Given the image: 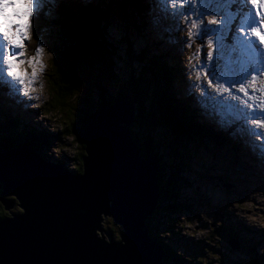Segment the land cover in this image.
Returning a JSON list of instances; mask_svg holds the SVG:
<instances>
[{"label":"trees","instance_id":"1","mask_svg":"<svg viewBox=\"0 0 264 264\" xmlns=\"http://www.w3.org/2000/svg\"><path fill=\"white\" fill-rule=\"evenodd\" d=\"M130 2L132 5L131 35L121 37L117 34L119 41L112 40L110 33L111 28L122 27L116 20L114 21L118 14L116 5L112 7L104 2V6L99 4L97 7L92 5L84 8L77 5L75 0H58V2L45 0L41 14L43 18L38 22L36 32L38 36L44 35L47 40H53L61 46L57 45L58 48H54L47 44L52 54L50 59L53 60L52 66L54 65L48 76L49 80L52 78L54 88L59 87V92L53 96L57 100L56 103L60 104L59 107L62 110L66 106L69 108V111L64 110L65 122L67 123L70 113L75 119L68 123L71 125L69 129L62 128L63 132H57L51 125H29L24 121V117L13 116L9 110L6 111L3 106H0V155L29 148L34 154L41 153L45 161L63 166L65 154L61 153L60 158H57L53 155V151L54 148L58 151L59 146L65 144V138H71L75 142L72 154L75 160L73 159L72 163L74 168L70 171L77 176L82 175V159L88 155L82 143L84 130L90 122L94 126L99 124L98 112L103 108L110 109L116 103H131L136 112L134 122L128 130L130 129L131 138L142 151L143 160L146 163L152 160L157 178L158 203L155 211L146 220L148 237L163 251L164 264H215L217 257L207 258L201 254L203 248L199 251L200 253L196 247L190 249L192 243L190 239L185 240L189 246L186 254L178 253V247L166 243L167 239L173 241L174 236L182 237L179 233H175L171 222L180 221L182 215L191 217L185 214L193 209L191 203L187 201V198L191 196L186 195V187H193V183L189 178L184 177V174H192L189 172L191 171L190 162L206 156L205 151L209 150L210 143L219 149H224L244 170L253 169L248 162L251 157L248 149L235 144L229 133H217L213 125L199 121L198 113L188 100L181 98V91L178 89L181 80L183 81L180 65L178 62L177 65L171 63L169 53H160L157 49L158 44L152 41L145 44L141 40L146 37L144 33L146 28H141L139 22L145 5L143 2L141 5L136 4V0H130ZM118 3L122 5L121 1ZM124 14L125 17L121 18V22L126 25L129 19L127 13ZM138 42L142 44L138 45ZM120 50L124 53L122 68L117 61ZM2 101H5L4 97L0 98V102ZM94 103L96 105L92 110ZM53 107L55 103L49 104L44 115L48 112L52 114ZM42 109L45 110V107ZM35 112L39 117L41 116L38 110ZM52 118L53 116L51 117L53 121ZM57 121L60 119L57 118ZM50 122V119L45 120L47 124ZM44 148L47 149L44 150ZM144 151H147L146 156ZM209 161L212 162L213 169H218L215 158H209ZM227 172L228 176L223 175L221 179L224 183L231 181L235 183V179L231 177L232 173ZM209 178L211 180L213 177L210 175ZM199 180L205 181L206 178L201 175ZM4 192L5 188L0 182V221L10 218L9 215L16 219L22 211L14 207L7 213L3 201H10L16 206L19 200L4 196ZM196 195L201 196V193L194 192L192 196L197 198ZM200 207H197L198 210ZM151 221L158 222V226H154ZM182 222L186 223V220ZM200 228L199 232L205 230V227ZM110 231L114 234V241L119 242L123 233L122 229L118 238L115 237L117 232ZM241 231L236 230L234 224L222 229L224 236L238 241L255 256L259 264H264L261 261L264 260V254L258 256L254 240L252 238L245 240ZM200 240L207 242L211 239L202 237ZM198 242L204 245L202 241ZM204 247L206 249L205 245ZM226 261L232 264H244L230 259L228 255L225 256L224 262ZM219 262L223 264L222 259Z\"/></svg>","mask_w":264,"mask_h":264},{"label":"water","instance_id":"2","mask_svg":"<svg viewBox=\"0 0 264 264\" xmlns=\"http://www.w3.org/2000/svg\"><path fill=\"white\" fill-rule=\"evenodd\" d=\"M97 121L84 130L83 175L45 162L29 148L20 150L25 157L0 155L4 196L17 198L24 211L0 221V264H163L146 228L158 203L156 172L128 132L131 111L116 103L103 108ZM222 163L231 170L230 161ZM102 214L123 226V243L112 233L109 243L101 239Z\"/></svg>","mask_w":264,"mask_h":264},{"label":"snow or ice","instance_id":"3","mask_svg":"<svg viewBox=\"0 0 264 264\" xmlns=\"http://www.w3.org/2000/svg\"><path fill=\"white\" fill-rule=\"evenodd\" d=\"M45 0H0V89H6L13 97H25L31 100L33 84L37 77V66L41 71L42 42L35 49V55L27 61L24 56L25 41L35 28L41 6ZM58 2V0H54ZM154 3L172 5L170 12L174 18L195 16L191 29H196L198 22L210 17L207 24H202L196 33L201 42V49L207 37L205 59L196 69L197 80L201 72L209 88L214 87L216 96H210L203 84H190L199 87V96L194 103L201 109V114L210 121L224 126L219 119L215 106L234 110L236 121H242L239 131H246L250 136L264 138L256 128H264V0H153ZM196 10H194V7ZM233 6H239L233 10ZM235 30L231 25L236 21ZM214 25L215 27H209ZM189 29L187 41L181 43L190 46L192 32ZM177 30L182 31L177 23ZM231 33V43H228ZM201 49L197 51L200 52ZM227 52L228 59L225 61ZM229 65L228 71L220 72L221 62ZM27 63L31 74L17 71ZM235 89V91H233ZM237 93L241 95H237ZM228 94L230 100L225 103ZM239 101V104L233 103ZM211 103L212 107L208 106ZM240 105H244L241 107ZM254 125L255 128L249 127Z\"/></svg>","mask_w":264,"mask_h":264},{"label":"rangeland","instance_id":"4","mask_svg":"<svg viewBox=\"0 0 264 264\" xmlns=\"http://www.w3.org/2000/svg\"><path fill=\"white\" fill-rule=\"evenodd\" d=\"M82 1L88 2V3H90L91 1L96 2V0H82ZM112 1L116 4V9L118 12V14H117L118 20L116 17V18H114V21L116 20L117 23L121 24L122 28L120 27L117 31H115L113 28H111V30L110 29L109 30L111 33V39L112 40L117 39L120 41V38L117 36V34L122 37V34L127 32L129 27H128V23L126 25H123L121 22V16H120L121 11H120L119 3L115 0H112ZM120 1L123 2V0H120ZM108 4L112 5L110 1L108 2ZM160 5H162V4H160ZM42 8H43V5L41 6L39 17L35 22V28L32 32L33 37H31V33H30L29 39H27L25 41V48L23 49L24 56L21 57V59L27 61L30 57L34 56L35 55V49L38 46H40V44L38 43V40L40 42H42L41 62L43 64V70L41 71L39 65L37 66V77H36L35 82L33 84L35 91L30 93V95L33 98L31 100H28V99H23V100H24V104L30 105L31 101H32V102H34L33 103L34 107H38L41 109L43 107H45V110L42 109V112L40 114L41 116L39 118L38 117L35 118L32 116L30 118V120H28V118H24V121L27 122L28 124L31 123V125L32 124L33 125L39 124V125L45 126L44 121L45 120L48 121L50 119L51 122L48 124L53 126L57 130V132H63L62 128H64V129L68 128L69 129V127L71 125H68V123L70 121L72 122L73 119H75V117H73L70 113L68 115V118L66 120L67 123H66L65 119H64L66 117V114H64V110L69 111L68 106H66L65 109L62 110L61 107H59L60 104L58 105L56 103V101H57L56 98H53V96L57 92H59V87L57 86L54 88L52 78L49 80L48 74L49 73L51 74V70H52V67L54 65L52 66L53 60L52 61L50 60V59H52V54L50 52V49L47 47V44L50 46H53L54 48H58L57 47L58 44L53 40H47L44 35H42V36L37 35L36 31H37L38 22H40V19L43 18L41 15L42 14ZM150 12L153 13V10L151 8H150ZM142 14H143V12H142ZM192 17L195 20V16H192ZM209 18L210 17H205L203 19V21L198 22L196 29H191V25H185L182 28L183 30L181 31V36L186 37V39L188 40L189 29H191L192 39H191V41H189L190 46L185 45L184 46L185 49L182 50L181 47L184 44L181 43L182 40L177 35V41L178 42L176 43V47H174L172 50H174L176 54H179L180 51H183L184 57L182 59L186 60L185 61L186 63L184 64V68L186 69L187 76L190 74V76L192 77L193 84H203V86L205 88H207V92L209 91V92H213L214 94H216L214 91L215 85H213V87L209 88L207 85V82L204 81V73L203 72L200 73L199 80H197V73H196V69L200 67L201 62L205 59L204 54L207 52V37H205L203 48L201 49V42L196 38V33L199 30L200 25L202 26V24H207V20ZM114 21H113V23H114ZM209 27H215V26L209 25ZM65 43H66V41H65ZM59 47H61V46H59ZM198 49H201V51L198 52L197 51ZM121 52H122V50H120V54H121ZM118 63H119V61H118ZM119 64L121 65V63H119ZM121 68H122V65H121ZM228 69L229 68L226 66H224L223 68L220 66L218 71L226 73L228 71ZM17 71L28 73L30 75L32 68L27 63H25V64L19 66ZM53 79L55 80V82H57V80L55 78H53ZM195 89L200 92L199 87H197ZM1 90H3V89H1ZM113 90H115V89H113ZM234 91H235V89H234ZM237 95H241V94L237 93ZM2 97L5 98V101L0 102V106H3L6 111L9 110L13 116H17V115H20L21 117L23 116V113L15 112L14 106H12L10 104V102H14L13 96L9 95L6 92L5 93L3 92V94H0L1 99H2ZM185 98L189 99L188 97H185ZM21 103H22V101H21ZM53 103H55V107L51 108L52 114H49V112H48L46 115H44L45 111L47 110V106H49V104L53 105ZM95 105L96 104L94 103L92 106V110H94ZM127 105L129 107L131 114H132V117H133V121L127 125V126H130L134 122V114L136 111H135V107L132 106L131 103H127ZM95 110L97 111L96 108H95ZM99 112H98V114H99ZM52 116H53V118H52L53 121L51 120ZM57 118H59L60 121L56 122ZM249 127L255 128L254 125H249ZM256 130H260L261 133L264 134V128H256ZM128 132L131 133L130 129L128 130ZM255 138H257V137L256 136L255 137L249 136L247 132L244 135V139L247 142L246 146H248L249 149L252 150L250 155L252 157L256 156L258 158V157H260V154L263 151L260 149V147H262V145L260 144V146H259V143L255 142L253 140ZM64 143L67 145L64 144L63 146H59L58 151H55V148H54V151H53L54 154L53 155H55V157H57V158H60L59 155H61V153L65 154L64 155L65 161H62L64 163V165L61 167H63L65 170L71 172L72 169L74 168L72 166V163L75 160V158H74L75 156H73L72 154L74 153L73 152V146L75 147V142H73L71 138H69V139L65 138ZM242 146H245V145L244 144L240 145V147H242ZM55 147H57V146L55 145ZM46 149L47 148H44V150H46ZM47 153H48V151H47ZM35 155L36 156L38 155L40 158H42V155L41 156L39 154H35ZM144 156H146V154H144ZM207 157H208L207 155L206 156L204 155V156H201L199 159L196 158L195 160L190 162V166L195 173L194 179L189 178L187 173L184 174L185 175L184 177H186L187 179L189 178V179H191L190 180L191 182H194L193 187H186V195L191 196V198H187V201L189 203H191L193 209L191 212L188 211L185 214L191 215V217L189 218L186 215H182L180 217L181 222L180 221L171 222L174 225L173 230L175 231V233H179L182 237L174 236L173 241H172V239H171V241L167 239L166 243H168V244L171 243V246L178 247L179 248L178 253L186 254L188 252L186 247H189V246L187 245L185 240L188 239L187 237H189L194 242L193 247L198 246V244H199L198 241H202L204 243V245L206 246V250H207L204 253L205 256H207V258H209V257L210 258H212V257L216 258L217 257L218 260L215 261L216 262L215 264H220L219 261H221V259H222V263H223L225 261V256H227V255L229 256L230 259L245 261L246 264H252L246 256H245V258H246V260H245L242 256V254H239L237 252V250L229 251L230 250L229 245L228 244L222 245L217 238L221 237L222 229H225L226 227H228V225L234 224L237 219H240L245 224H246V222L247 223L251 222V224H248V225H250L248 227H250L252 230L257 232L256 238L258 241L257 240L256 241L259 245V249L257 250V254H258V256H261L264 254V236L262 234H258L259 233L258 230L259 231L261 230L264 233V181L259 180V177L262 178V175H264V172L262 171V173L260 172L256 176L254 174H252V172H250V171H249V173H247V175L240 172L239 173L240 175H238V176H245L246 179L245 180L239 179V181H241V182H238V180H237L238 176L236 175L235 176L236 180L234 183L235 186H234V188L232 186V188L229 189V188L225 187V185L223 184L222 179H221V176H223V175L228 176V172H227L228 170H226L219 163H215L216 167L218 169H216V168L213 169L212 168V162H210L209 158H207ZM141 159H143V158H141ZM82 164H83V172H84V159H82ZM66 167H67V169H66ZM262 168L264 169V166ZM260 170H261V168H259L258 171H260ZM229 172L236 173V170L235 169L229 170ZM201 175H204V177L206 178L205 181L199 180ZM210 175H211V177H213L211 180L209 178ZM257 176H259V177H257ZM191 177H193V176H191ZM226 178H229V177H226ZM256 184H259L261 187L260 192H258V193H255V190H254V185H256ZM194 192L195 193L196 192L201 193V196L196 195L197 198H194L195 196H192V195H194ZM198 201H199V203H198ZM199 204L202 207L198 206ZM14 207H17L20 211H22L19 214H24L23 208L21 207L20 202H18V205L16 204V206H12L10 209L6 208L7 213H8V211L13 210ZM197 207H200L199 210ZM194 211L196 213H194ZM9 216H10V218H14V216H11V215H9ZM17 216H19V215H17ZM17 216H16V218H17ZM235 217L237 219H235ZM100 219H101L100 226L103 230L99 236L102 237L101 239L106 240V242L109 243V241H107V240H108V235H110L112 232L110 230L117 232V234H115V237H117V238L119 237V232L121 229H122V232H124L123 226L121 224H118L117 222H115V220L112 216H107L105 214H102ZM182 220L183 221L186 220V223L185 222L183 223ZM232 220H234V222ZM151 223H153L154 226L155 225L158 226V222H152L151 221ZM200 227H205V230H203L202 232H199V230L201 229ZM112 235L114 236L113 233H112ZM121 236H125V235L122 233ZM202 237H207V238H210L211 240H207V242L200 240ZM164 239H166V237ZM118 241L119 242H117V243H123L124 242L122 240V238H119ZM196 254L199 255V253L197 251H196ZM199 259H200V257H199ZM261 261L264 262L263 259Z\"/></svg>","mask_w":264,"mask_h":264},{"label":"bare ground","instance_id":"5","mask_svg":"<svg viewBox=\"0 0 264 264\" xmlns=\"http://www.w3.org/2000/svg\"><path fill=\"white\" fill-rule=\"evenodd\" d=\"M143 2L149 7V8H151L153 11H155V12H157V11H161L162 10V12H163V7H165V6H167V5H160V7H153L152 5H150L146 0H143ZM176 41H177V37H176ZM178 42V41H177ZM3 90H6V89H3ZM7 91V90H6ZM8 92V91H7ZM17 98H19V99H21V101H22V104H21V106H22V108H23V110H24V112L27 114V112H26V110L24 109V107H23V105H24V100L21 98V97H17ZM27 116H28V114H27ZM28 120H30V118H29V116H28ZM29 125H31V123L29 124ZM42 127V126H41ZM44 128V127H43ZM262 135H264V134H262ZM250 136V135H249ZM255 137V136H254ZM255 142H257V143H259V146H260V144L262 145V147H260V149L264 152V143L263 142H261V140L258 138H255V139H253ZM50 143V142H49ZM50 148V147H49ZM39 154V153H38ZM40 156H41V153L39 154ZM254 244H258L257 243V241L255 240L254 241ZM162 250L160 251V253L162 254ZM163 261V260H162ZM164 264V263H163Z\"/></svg>","mask_w":264,"mask_h":264}]
</instances>
